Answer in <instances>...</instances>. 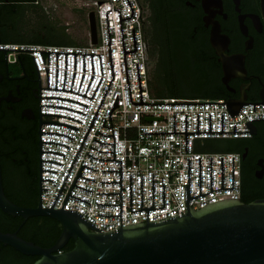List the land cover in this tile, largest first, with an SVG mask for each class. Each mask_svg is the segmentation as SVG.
Listing matches in <instances>:
<instances>
[{"label": "built area", "instance_id": "2783aa9c", "mask_svg": "<svg viewBox=\"0 0 264 264\" xmlns=\"http://www.w3.org/2000/svg\"><path fill=\"white\" fill-rule=\"evenodd\" d=\"M135 14L131 18L122 20L124 44L126 50H135L133 29H135L137 50L126 53L127 69L131 89L132 102L140 103V85L138 77L137 62H139L142 97L147 103L164 102H225L221 98H179L174 96L159 97L152 93L150 88L149 62L147 53V37L144 31L143 6L140 0H130ZM88 5L95 10L97 24L96 44H47L28 42H0V48L12 49H37L50 51L85 52V75L81 83L84 71V54L77 53L76 73L74 75L75 54H67V73L65 79L66 53H58V79L57 88L41 89V96H61L71 98L89 105L53 97H41L39 99V110L41 104H56L71 107L81 112L58 106L42 105V112L57 113L62 115L42 114L44 120H55L65 122L78 129L67 125L43 123L42 131H57L73 136L69 137L59 133L42 132V140H53L68 144L69 146L42 142V150H55L65 155L42 151V159H53V161H42V168L53 169L42 170V207H51L65 176L74 160V157L85 137V134L94 118V115L102 101L106 89L113 78L109 55V31L107 23V10L118 8L122 18L132 15V8L128 0H89ZM111 9L108 12L109 29L114 66V79L100 110L80 148L74 164L65 180V183L57 197L53 208H62L68 193L82 166L81 174L75 183L71 193L91 202L69 195L63 209H77L87 220L106 232L120 226V215L104 216L101 214H120V205H104L102 203H120V193H99L120 191V182H101L100 180H120V171H102V169H120V160H108L98 158H114L115 136V159H122V226L136 222L147 221V210L142 209L131 212L130 207V173L132 186V210L141 208V175H142V206L152 205V172H154V207L163 206V183L165 186V206L149 210V220L164 218L174 214L186 213L188 209L186 201V185H188V156L190 157V195L199 194V156H201V192L211 190V159L213 172V189L209 193L202 194L189 199V204L194 209L217 200L225 198H241L242 196V164L241 156L233 151H203L208 141L221 139L247 138L251 132H189L187 136V151H185V132L175 133H150L144 131H185V113H187V131H197V113H199V131H209V113H211V131H248L250 127L246 122L250 120L253 124L264 120V103H245L240 112L231 116L226 103H204V104H134L130 100L129 86L127 81L124 46L122 38L120 12ZM5 50V49H0ZM12 55L27 54L37 71L33 56L40 71L42 87H48V76L46 68H49V87H56V52L7 50ZM93 54L95 75L89 85L93 74ZM33 55V56H32ZM43 56V57H42ZM44 58V61H43ZM45 62V63H44ZM38 73V71H37ZM39 75V73H38ZM65 79V85H64ZM81 83V86H80ZM89 85V88H88ZM98 86V88H97ZM80 87V89H79ZM88 88V90H87ZM97 88V90H96ZM96 90V92H95ZM87 91V92H86ZM95 92V95L93 96ZM87 96H93L89 98ZM118 94V105L109 112ZM228 100V99H226ZM262 102V101H247ZM70 116V117H68ZM77 119H74V118ZM260 118V119H254ZM253 119V120H251ZM113 126V127H107ZM97 131H99L97 133ZM105 135V134H113ZM105 134H102V133ZM40 138V137H39ZM92 145V147H91ZM95 147V148H93ZM97 148V149H96ZM99 149V150H98ZM98 157L95 158L91 155ZM222 156L224 164V187L233 186V156L234 158V188L222 187ZM40 161V156H39ZM96 168V169H93ZM95 180H91L89 178ZM163 179V180H162ZM221 188V189H217ZM40 200V195H39ZM98 230V229H97Z\"/></svg>", "mask_w": 264, "mask_h": 264}, {"label": "flooded vegetation", "instance_id": "af4514ba", "mask_svg": "<svg viewBox=\"0 0 264 264\" xmlns=\"http://www.w3.org/2000/svg\"><path fill=\"white\" fill-rule=\"evenodd\" d=\"M140 1L148 39L149 75L158 92L188 99L223 95L226 99L245 96L248 101H261V0ZM48 8L44 0H0V42L36 39L51 18ZM234 55L243 56L245 77L236 75L226 80L225 62ZM41 84L27 54L10 57L8 51L0 50V162L5 192L13 166L21 159L25 162L24 176L32 171L31 165L39 170V129L44 120L39 110ZM217 143L240 153L242 181L249 188L241 199L264 198V120L255 122L247 138L207 142L210 147ZM11 221L0 211V226ZM39 257L17 255L9 264H32Z\"/></svg>", "mask_w": 264, "mask_h": 264}, {"label": "water", "instance_id": "95a60500", "mask_svg": "<svg viewBox=\"0 0 264 264\" xmlns=\"http://www.w3.org/2000/svg\"><path fill=\"white\" fill-rule=\"evenodd\" d=\"M262 1V10L264 15V0ZM131 8L132 15L128 17L122 18L121 11L120 12V20H121V29H122V20L131 18L134 16L135 11L134 8L128 0ZM107 10V23H108V31H109V55L111 62V70L113 74V78L111 79L106 92L102 98V101L94 115V118L85 134V137L74 157V160L65 176V179L58 191V194L52 204L51 207H42V188L50 189L49 187H42V179H50V178H42V170H50L54 172H58L53 169L42 168V161H53L57 163H61L59 161L53 159H42L41 152L42 151H51L65 155V153L55 151V150H42L41 145L42 142H54L60 143L66 146L68 144L53 141V140H42V132H51V133H59L69 137L71 135L57 132V131H42L41 125L43 123L50 124H61L67 125L74 129H78L77 126L61 122L55 120H43L40 124L39 129V145H40V161H39V194L40 200L38 202L37 207H27L22 206L14 201H12L6 194L3 186V175H2V166L0 162V208L7 214L16 216L20 215L25 220L31 216H50L62 223L63 229L58 237L57 241L49 246H41L36 244L33 241H29L18 234L17 231L13 232H4L0 229V244L4 243L5 245H11L15 247L17 250L21 251L27 255H39L40 257L34 261L32 264H264V198L255 199L249 202H245L241 198H225L221 200H217L211 203H207L201 206L199 209H194L189 204V199L201 196L202 194L209 193L213 189V172H212V156L211 159V190L207 192H201V156H199V194L190 195V157L188 156V185H186V201L188 205V209L186 213L178 215L177 213L174 215H170L164 218H159L155 220H149V210L164 207L165 206V186L163 183V206L154 207V172H152V205L142 206V175H141V208L137 210H132V186H131V173H130V207L131 212L146 209L147 210V221L146 222H136L131 224H126L122 226V159H115V136L114 131L113 134H105V135H113L114 142H103L98 139H94L100 141L102 143H114V150H100V151H114V158H98L90 153L89 155L98 158V159H108V160H120V169H102V171H120V180H100L101 182H120V191L117 192H103L99 191V193H120V203H102L97 202L98 204L104 205H120V214H101L104 216H118L120 215V226L102 232L99 230H104L103 228L98 227L91 221L87 220L77 209H63L66 200L69 195H72L81 200L87 201L91 204L90 201L83 199L81 197L75 196L71 193V190L74 185H78L75 183L76 179L79 175H82L81 172L84 166H88L86 164H82L77 177L72 185L70 192L68 193L66 200L62 206V208H53L57 197L65 183V180L74 164V161L80 151V148L100 110V107L107 95V92L113 82L114 79V66H113V56H112V47H111V38H110V29H109V19L108 12L111 10ZM88 23H89V34H90V43L96 44L97 39V24H96V15L95 10H90L88 12ZM244 29V27H243ZM134 36V45L135 50H126L124 44V36L122 29V38H123V46H124V56H125V64H126V73H127V81L129 86L130 100L132 102L131 97V89L129 83L128 69H127V61H126V53L134 52L137 50L136 46V36L135 29H133ZM7 50H26V51H45L49 53V63H50V52H56V87H49V68H46L47 76H48V87L40 88V101L41 97H53V98H62L71 101H75L86 105L88 104L61 96H51L45 95L41 96V89H60L67 90L65 88H57V79H58V53L65 52L66 53V64H65V79L67 73V54L74 53L75 61H74V75L72 80V85L76 73V64H77V53L84 54V71L81 79V83L83 81L85 75V52H68V51H50V50H37V49H12V48H0ZM92 55V68L93 74L90 79L89 85L95 75L94 70V62H93V54L99 53H89ZM19 55V54H18ZM100 61H101V54ZM33 56V55H32ZM43 57V56H42ZM37 71L40 76V71L37 66L35 57L33 56ZM44 61V58H43ZM226 61V60H225ZM45 63V62H44ZM101 69H102V77L98 83V86L103 78V68L101 61ZM138 69V77H139V85H140V95L141 102L134 104H204V103H226L229 109V113L231 116L236 115L240 112L243 104L245 103H254V110H256V103H264V84L261 90V101L262 102H247L248 99L245 96H241L235 99H225V102H164V103H147L143 101L142 97V86H141V77H140V68L139 62H137ZM246 68L243 56H231L225 62V79L227 80L231 76H242L245 77ZM64 79V85H65ZM80 83V86H81ZM88 85V88H89ZM97 86V88H98ZM87 88V90H88ZM96 88V90H97ZM80 89V87H79ZM95 90V92H96ZM75 93H79L76 91L67 90ZM87 92V91H86ZM95 92L93 96L95 95ZM81 94V93H79ZM82 95H86L82 94ZM93 96H87L89 98H93ZM42 105L46 106H58L64 107L68 109H72L83 114H86L83 111L62 106L56 104H41L40 106V114H53V115H62L57 113H44L42 112ZM118 105V94L114 101V104L109 112V117L111 120V111L112 109ZM66 116V115H62ZM70 117V116H68ZM74 118V117H71ZM222 118V130L221 131H211V113H209V131H199V113H197V131H187V113H185V131H175V113H174V131H144L150 133H175V132H185V151H187V136L189 132H251V128L255 126V123H251L250 120L246 122V125L250 127L248 131H236L234 124V131H224L223 129V113H221ZM264 118V117H263ZM77 119V118H74ZM260 119V118H254ZM79 120V119H77ZM253 120V119H251ZM82 122V120H79ZM112 123V120H111ZM104 125V123H103ZM107 126V125H104ZM107 127H113L107 126ZM99 131H97L98 133ZM92 147V145H91ZM95 148V147H93ZM97 149V148H96ZM99 150V149H98ZM234 158L233 156V186L232 187H224V164H223V156H222V187L221 188H234ZM62 164V163H61ZM91 167V166H89ZM93 168V167H91ZM96 169V168H93ZM97 170V169H96ZM84 176V175H82ZM86 177V176H84ZM89 178V177H87ZM91 180H95L93 178H89ZM54 181L53 179H50ZM163 180V179H162ZM80 186V185H78ZM84 189L91 190L80 186ZM217 188V189H221ZM94 191V190H91ZM98 229V230H97ZM73 238L75 241V246L68 251H62V249L66 246L69 240Z\"/></svg>", "mask_w": 264, "mask_h": 264}, {"label": "trees", "instance_id": "16d2710c", "mask_svg": "<svg viewBox=\"0 0 264 264\" xmlns=\"http://www.w3.org/2000/svg\"><path fill=\"white\" fill-rule=\"evenodd\" d=\"M90 9V7H89ZM144 31H145V21H144ZM146 33V31H145ZM147 37V35H146ZM2 42H28V43H47V44H82L76 43L74 40L70 39L67 34L65 27H61L58 24V20L56 18H51L47 25H44L40 32H38V36L36 39L24 41V40H3ZM86 44H89L87 42ZM148 45V39H147ZM26 55H23L24 58ZM33 67L35 68L34 64ZM36 69V68H35ZM150 88L154 95L159 97L164 96H174L181 97L175 94H162L158 92L157 86L152 83L150 79ZM223 95L210 96L207 98H221ZM223 140V139H221ZM222 151H230L228 149ZM25 168V162L21 159V162L14 164L13 173L9 176V188L6 189L7 196L14 201L15 203L27 206V207H36L39 202V170L38 167L31 165L32 171L24 176L23 172ZM248 185L245 181H242V195H244L248 191ZM248 202V200H244ZM0 211L4 213V211L0 208ZM7 214V213H5ZM11 217L12 221L5 226H0L1 230L4 232H13L18 231L19 235L23 238L33 241L36 244L41 246L49 247L53 245L58 237L60 236L63 226L62 223L50 216H31L24 222V218L20 215L13 216L8 214ZM2 250L0 249V259L4 260L1 264H9V262L13 261L17 255L27 256V254L22 253L17 250L15 247L11 245H5L1 243ZM75 246V241L73 238L69 240L66 246L62 249V251L71 250ZM37 256V255H36ZM13 259V260H12ZM34 262V260H32ZM31 261V262H32ZM32 262V263H33Z\"/></svg>", "mask_w": 264, "mask_h": 264}, {"label": "rangeland", "instance_id": "374dc122", "mask_svg": "<svg viewBox=\"0 0 264 264\" xmlns=\"http://www.w3.org/2000/svg\"><path fill=\"white\" fill-rule=\"evenodd\" d=\"M44 2L49 6L50 17L56 18L58 24L65 27L70 39L82 44L90 42L88 12L92 10V7L88 5L89 0H44ZM201 150L222 151L225 149L210 147L207 144Z\"/></svg>", "mask_w": 264, "mask_h": 264}, {"label": "crops", "instance_id": "0c3cea01", "mask_svg": "<svg viewBox=\"0 0 264 264\" xmlns=\"http://www.w3.org/2000/svg\"><path fill=\"white\" fill-rule=\"evenodd\" d=\"M215 146H216V147H219L220 149H221V148H223V149L226 148V145H225L224 143H217ZM215 146H214V147H215Z\"/></svg>", "mask_w": 264, "mask_h": 264}]
</instances>
